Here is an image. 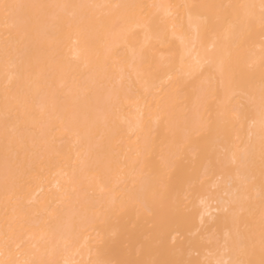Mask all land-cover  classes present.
Masks as SVG:
<instances>
[{"label":"bare ground","instance_id":"1","mask_svg":"<svg viewBox=\"0 0 264 264\" xmlns=\"http://www.w3.org/2000/svg\"><path fill=\"white\" fill-rule=\"evenodd\" d=\"M262 261L264 0H0V264Z\"/></svg>","mask_w":264,"mask_h":264},{"label":"snow or ice","instance_id":"2","mask_svg":"<svg viewBox=\"0 0 264 264\" xmlns=\"http://www.w3.org/2000/svg\"><path fill=\"white\" fill-rule=\"evenodd\" d=\"M12 7H16V6H13V5H8V4H4L3 5V8L7 11L8 9L12 8ZM262 264H264V261H262Z\"/></svg>","mask_w":264,"mask_h":264}]
</instances>
